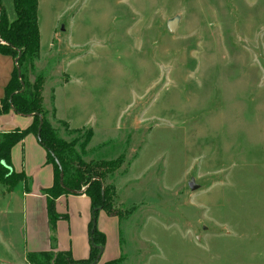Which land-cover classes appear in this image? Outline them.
Returning a JSON list of instances; mask_svg holds the SVG:
<instances>
[{
    "label": "rangeland",
    "instance_id": "374dc122",
    "mask_svg": "<svg viewBox=\"0 0 264 264\" xmlns=\"http://www.w3.org/2000/svg\"><path fill=\"white\" fill-rule=\"evenodd\" d=\"M38 19L27 84L112 187L121 264H264V0H40ZM32 135L13 161L44 180ZM23 184L0 183V264H24Z\"/></svg>",
    "mask_w": 264,
    "mask_h": 264
},
{
    "label": "trees",
    "instance_id": "16d2710c",
    "mask_svg": "<svg viewBox=\"0 0 264 264\" xmlns=\"http://www.w3.org/2000/svg\"><path fill=\"white\" fill-rule=\"evenodd\" d=\"M15 18L10 20L5 10L0 6V53L16 58L21 56L15 65L12 77L6 86L5 96L0 99V114L14 110L22 115H32V123L24 129L15 128L0 133V183L5 186L6 193H10L20 182H27L25 171H16L12 163V148L22 142L29 134L37 136L40 115L43 117L40 132V143L47 152V161L53 165L54 182L51 187L43 188L47 199L51 240L56 242V223L60 218L57 212V199L69 193H86L92 204V209L101 207L107 210V201L112 187L103 181V174L98 173L97 165L86 162L83 155L75 147V141H67L55 129L46 117L43 106V79L35 78L32 85L27 84L26 67H32L33 60L40 56V30L38 24L39 0H13ZM20 69L21 75L18 70ZM24 87V89H23ZM8 97V98H7ZM92 133H88L83 147L91 140ZM60 162L64 186L60 183V169L56 163ZM115 161H113L114 163ZM119 161L115 167L120 166ZM109 212V211H108ZM99 210L93 213L90 222L91 252L87 259L77 260L70 250L28 251L25 255L28 264H91L100 257V250L96 245L105 247L106 236L97 227L96 221ZM110 213V212H109ZM92 238V240H91ZM92 242L95 245H92ZM105 264H121V258L107 261Z\"/></svg>",
    "mask_w": 264,
    "mask_h": 264
},
{
    "label": "crops",
    "instance_id": "0c3cea01",
    "mask_svg": "<svg viewBox=\"0 0 264 264\" xmlns=\"http://www.w3.org/2000/svg\"><path fill=\"white\" fill-rule=\"evenodd\" d=\"M40 1V0H39ZM39 10V7H38ZM14 18H10L12 20ZM39 24V19H38ZM40 30V45H41V26ZM58 30L56 27L55 35L59 37ZM56 44L51 43L48 50L49 53L58 47ZM42 48V45H41ZM40 48V62L45 59L44 54ZM63 48V47H62ZM63 50H67L64 48ZM16 65L15 58L8 54L0 53V99L5 96L6 86L9 83L14 68ZM68 82V81H67ZM44 98V95H43ZM45 99V98H44ZM50 100V99H49ZM51 101V100H50ZM55 106V105H54ZM53 107V104H52ZM55 109L57 110L56 106ZM58 112V111H57ZM56 112V113H57ZM32 115H22L16 113L14 110L9 111L5 114H0V133L11 131L15 128L24 129L32 123ZM31 135V134H29ZM28 136H26L27 138ZM25 138V139H26ZM32 142L38 144L36 136L32 135ZM25 139L20 142L24 143ZM37 139V140H36ZM19 144V143H18ZM15 147V146H14ZM12 148V163L16 171H25L24 169L18 170L15 167L13 161V149ZM40 148V147H39ZM39 150V149H38ZM39 154H43V163L39 164V168H48V177L44 180L39 179L38 174L33 179L30 175L28 181L23 184V197L24 199V213H25V224L26 231L29 230L28 240L22 252L23 263L28 264L25 259V255L28 251H43V250H70L75 259H87L91 252L90 242V222L92 219V204L89 196L86 193H69L62 195L57 199V207L63 212V204L65 203L69 214L66 218H61L57 223V240L52 243L51 240V229L49 223V217L47 212V199L45 194L42 192L43 188H48L53 185L54 182V169L53 165L47 161V152L42 147ZM34 176V175H33ZM15 192V190L13 191ZM12 193V192H11ZM73 202V204H72ZM70 206V207H69ZM66 212V211H65ZM110 227L111 243L105 245L104 251L99 257L97 264H105L107 261L118 259L121 256V246L119 243V226L118 219L115 216L107 214L104 209H100L98 213V229L102 231L106 236L107 241V229ZM115 237V238H114ZM124 264V263H123Z\"/></svg>",
    "mask_w": 264,
    "mask_h": 264
},
{
    "label": "water",
    "instance_id": "95a60500",
    "mask_svg": "<svg viewBox=\"0 0 264 264\" xmlns=\"http://www.w3.org/2000/svg\"><path fill=\"white\" fill-rule=\"evenodd\" d=\"M180 19H181V16L179 14H177L174 17H172V18H170V19L167 20V27H168V30L170 32H174L177 29V27H178V25L180 23ZM20 56H21V53H19V55L15 58L16 63L18 62ZM18 72H19V75H21L20 69L18 70ZM23 89H24V87H23ZM42 124H43V117L40 115V124H39V127H38V134H37V138H38L39 141H40V132H41V129H42ZM56 163L58 164L59 169H60V183H61L62 186H64V183H63V174H64V171H63L62 166H61L60 162L58 161V159H56ZM188 184L190 186V189H192V190L198 188V186H199L196 183V181H195L194 178H192L188 182ZM100 209H101V207L94 208L93 209V213L96 212L97 210H100ZM91 240H92V238H91ZM92 245H95V244L92 242ZM96 246L100 250V255H101L103 253V251H104V247L101 246V245H96ZM98 260H99V258L96 259L91 264H97Z\"/></svg>",
    "mask_w": 264,
    "mask_h": 264
}]
</instances>
